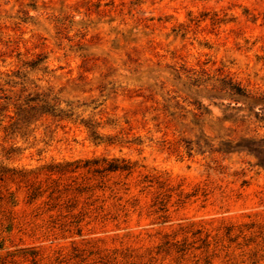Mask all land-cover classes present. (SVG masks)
<instances>
[{
  "label": "rangeland",
  "instance_id": "374dc122",
  "mask_svg": "<svg viewBox=\"0 0 264 264\" xmlns=\"http://www.w3.org/2000/svg\"><path fill=\"white\" fill-rule=\"evenodd\" d=\"M0 84V264H264V0H0Z\"/></svg>",
  "mask_w": 264,
  "mask_h": 264
},
{
  "label": "trees",
  "instance_id": "16d2710c",
  "mask_svg": "<svg viewBox=\"0 0 264 264\" xmlns=\"http://www.w3.org/2000/svg\"><path fill=\"white\" fill-rule=\"evenodd\" d=\"M11 86H14V84H11ZM3 87L0 84V91H3ZM240 87H235V90L233 92L242 94L245 97H248L246 93H242L239 91ZM43 97L38 98V101H34V98L29 96L30 93L24 98L21 97L20 94H16V96L13 98L12 104L15 107V111L13 114H9V118L12 119L9 125L5 126V128H9L13 126H17L19 124L22 125L24 119L26 120L27 117L32 116L34 113H31L33 110L37 109L38 107H45L47 111H43L44 113H40L39 116H42L44 114V117L47 118L49 115L53 118H56L57 120L60 119H69L71 118L70 113L67 112L60 113V111H63L62 108L58 107L57 101L53 100V97L49 96V92H41ZM3 97L5 99H9L12 97V95L4 94ZM57 110V111H56ZM59 110V111H58ZM39 116L35 117V120L39 118ZM258 118L264 119V115H260ZM2 120V118L0 119ZM18 125V126H19ZM256 144L263 146L264 144V137H259L255 140ZM126 167H130V165L126 164ZM81 165H79V162L77 160L69 161H53L50 163H45L42 165L37 166L34 169H26L24 167L17 168L13 167L14 173L20 178V181L22 179H25V181L29 180V178H33L30 183L27 184L28 196L30 200L38 198L45 190H49L48 194V200L58 199L59 195L55 194L56 192L60 191L61 189V181L60 176L53 177L52 174L58 173V174H64L67 171H75L77 170ZM117 168H125L124 165H120L119 163H112L109 162L107 165L103 166L102 169H108L113 170ZM40 173H45V183H42L41 181H38L37 178ZM31 175V176H30ZM44 184V187H43ZM2 195L0 194V199ZM15 200H12V204H15ZM58 203V202H57Z\"/></svg>",
  "mask_w": 264,
  "mask_h": 264
}]
</instances>
